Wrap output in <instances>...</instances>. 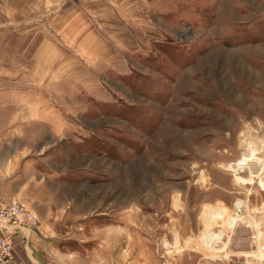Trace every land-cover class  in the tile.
Masks as SVG:
<instances>
[{"label": "rangeland", "instance_id": "374dc122", "mask_svg": "<svg viewBox=\"0 0 264 264\" xmlns=\"http://www.w3.org/2000/svg\"><path fill=\"white\" fill-rule=\"evenodd\" d=\"M10 78L63 122L46 264H264V0H0Z\"/></svg>", "mask_w": 264, "mask_h": 264}, {"label": "crops", "instance_id": "0c3cea01", "mask_svg": "<svg viewBox=\"0 0 264 264\" xmlns=\"http://www.w3.org/2000/svg\"><path fill=\"white\" fill-rule=\"evenodd\" d=\"M12 80L0 81V200L31 206L41 223L34 231H15L16 247L6 264H46L45 175L57 172L48 154L49 128L57 132L63 122L45 117V90L37 93Z\"/></svg>", "mask_w": 264, "mask_h": 264}, {"label": "built area", "instance_id": "2783aa9c", "mask_svg": "<svg viewBox=\"0 0 264 264\" xmlns=\"http://www.w3.org/2000/svg\"><path fill=\"white\" fill-rule=\"evenodd\" d=\"M39 225V216L27 205L0 200V264H6L11 259L15 231L21 228L35 230Z\"/></svg>", "mask_w": 264, "mask_h": 264}, {"label": "bare ground", "instance_id": "6f19581e", "mask_svg": "<svg viewBox=\"0 0 264 264\" xmlns=\"http://www.w3.org/2000/svg\"><path fill=\"white\" fill-rule=\"evenodd\" d=\"M250 155V154H249ZM245 161H247V160H245ZM242 163V162H241ZM244 163V162H243ZM238 164V163H237ZM238 165H241V164H238ZM234 167H236V166H234ZM238 167V166H237ZM241 180V179H240ZM263 182V181H262Z\"/></svg>", "mask_w": 264, "mask_h": 264}]
</instances>
